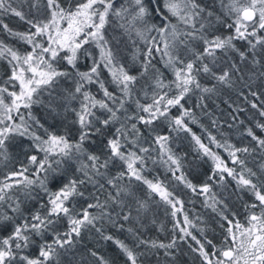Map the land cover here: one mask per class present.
Returning <instances> with one entry per match:
<instances>
[{
	"label": "snow or ice",
	"instance_id": "1",
	"mask_svg": "<svg viewBox=\"0 0 264 264\" xmlns=\"http://www.w3.org/2000/svg\"><path fill=\"white\" fill-rule=\"evenodd\" d=\"M257 129L264 0H0V264H115L107 242L124 264H264ZM173 181L218 219L219 245Z\"/></svg>",
	"mask_w": 264,
	"mask_h": 264
},
{
	"label": "trees",
	"instance_id": "2",
	"mask_svg": "<svg viewBox=\"0 0 264 264\" xmlns=\"http://www.w3.org/2000/svg\"><path fill=\"white\" fill-rule=\"evenodd\" d=\"M217 103L219 104V110L217 111L216 114L218 117H220V120L222 123V127L220 128V133L226 134L229 137L230 142L237 143L240 140L239 135H237L235 131H230L228 129L227 125L224 124L225 116L221 115L222 112L225 114L227 113V111H228L227 105L220 103L219 101H217ZM254 111L255 110L249 109L247 112H245L242 115L241 119H244L245 117H247L248 120H253ZM255 119H259V117L257 116V117H255ZM202 122L205 124V126H208V122L206 119L203 120ZM209 130L212 131V133L217 136V139H221V140L223 139L222 136L219 133H217L215 129H211L209 127ZM193 131H195L198 135H201L202 138H205V142H207L206 136L202 132V130L200 129L199 126H193ZM256 131H257L258 135H264V133H261L259 129H257ZM176 143L180 145L181 151H188L190 148V144H189L188 140H177ZM244 143L245 144L247 143V139H245ZM213 148L215 151L219 152V154L222 156V158L225 159L226 162H228V155L226 152H224L223 149H215L214 146H213ZM229 166H231L230 162H229ZM249 166H251V164ZM203 167H204V169H207L209 167V165L206 164ZM157 174L160 175L161 179H164V177L166 175L164 168L159 166V165L153 166L149 162L148 170L145 172V175H147L148 178L151 179L153 176H155ZM229 182L234 183L230 180V178H229ZM172 183H173V185H175V181H173ZM175 186L177 187V193L176 194L181 195V198L185 200L184 207H185V210L188 211L189 217L192 219H195L197 216L199 217L200 222L197 224V228H205L206 234L208 235V237L210 239H213L214 243L219 245L220 240L222 239L223 233H222V230L219 226L220 222L218 221V219L215 218L214 214L211 213L210 210L203 207L201 197H197V196L187 192V190H183L182 186H178V185H175ZM250 199H251L250 196H243L242 197L243 201H248ZM241 203H242L241 200L233 199L230 203V207L232 208V210L234 212L237 213V216L241 220V222H243L245 210L241 206ZM160 220L164 223V225L166 226V228L168 230L171 229V217L165 216L164 211H163V205H161V209H160ZM127 226L128 225H125V227H127ZM194 234H198V233L196 231H194ZM147 235L152 236V237H156L159 239H165L168 236V232L167 231L158 232L156 228H153V230L151 232L147 233ZM120 238L123 239V236H121ZM84 243L88 247H92L94 245L95 241L92 239L91 235H89L88 237H86ZM96 247H98L100 249V254L107 255L108 257L113 258L115 260V264H124L122 257H120V254L114 248V246H112L110 244V242L103 243L100 245H96ZM184 248H185V252L187 253V246L185 245ZM153 264H154V261H153ZM182 264H192V255L187 254L186 258L182 261ZM197 264H198V261H197Z\"/></svg>",
	"mask_w": 264,
	"mask_h": 264
}]
</instances>
